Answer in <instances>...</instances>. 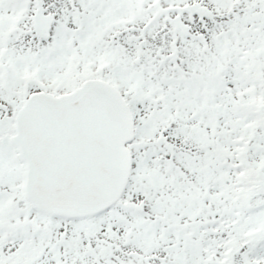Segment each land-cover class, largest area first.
I'll use <instances>...</instances> for the list:
<instances>
[{
    "label": "snow or ice",
    "instance_id": "6c2138e0",
    "mask_svg": "<svg viewBox=\"0 0 264 264\" xmlns=\"http://www.w3.org/2000/svg\"><path fill=\"white\" fill-rule=\"evenodd\" d=\"M0 264H264V0H0Z\"/></svg>",
    "mask_w": 264,
    "mask_h": 264
}]
</instances>
